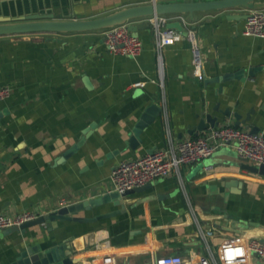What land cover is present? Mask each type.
Wrapping results in <instances>:
<instances>
[{"label":"crops","instance_id":"0c3cea01","mask_svg":"<svg viewBox=\"0 0 264 264\" xmlns=\"http://www.w3.org/2000/svg\"><path fill=\"white\" fill-rule=\"evenodd\" d=\"M1 1L6 5L0 4V13L50 10L79 18L151 0ZM246 12L197 11L192 19L188 13L164 14L167 21L180 20L184 30L162 47L159 61L145 17L132 21L142 42L133 57L107 49L104 29L0 36V86L10 87L0 99V213L43 214L100 196L111 190L110 172L119 160L200 135L203 129L196 126L207 112L217 117L216 125L234 124L232 115L223 114L227 109L248 116L244 124L262 133L264 36L242 34ZM189 27L201 50L202 79L192 73ZM150 104L161 111L131 147V129ZM240 162L232 147L218 148L208 164H182L128 193L124 210L112 216L58 220L51 229L42 223L24 231L0 229V264L25 245L62 242L73 245L70 264H141L174 252L186 261L217 258L225 240L264 237V175ZM117 208L106 202L79 214Z\"/></svg>","mask_w":264,"mask_h":264},{"label":"built area","instance_id":"2783aa9c","mask_svg":"<svg viewBox=\"0 0 264 264\" xmlns=\"http://www.w3.org/2000/svg\"><path fill=\"white\" fill-rule=\"evenodd\" d=\"M152 25L157 59L160 50L173 44L182 36L180 31L165 26L164 15L145 16ZM127 23H119L104 28L103 44L110 51L128 56H136L142 49L140 38L128 29ZM242 34L264 36V9L251 8L244 18ZM187 37L192 53V73L197 79L203 78L201 50L195 32L187 29ZM10 93V87L0 86V99ZM193 138H184L174 145L155 148L144 154L119 160L110 172L111 190L124 192L166 176L182 164H192L211 156L218 148L232 147L238 158H245L249 164H264V137L259 132H251L243 126H235L228 121L207 127ZM41 215L26 209L10 216L0 213V229L19 225ZM256 257V258H255ZM150 264H264V237H252L246 241L228 239L221 243L217 258L214 255L200 256L197 260L186 261L177 253L155 256Z\"/></svg>","mask_w":264,"mask_h":264},{"label":"water","instance_id":"95a60500","mask_svg":"<svg viewBox=\"0 0 264 264\" xmlns=\"http://www.w3.org/2000/svg\"><path fill=\"white\" fill-rule=\"evenodd\" d=\"M46 2L51 3V0H46ZM0 4L5 7L6 2L1 1ZM237 7H243L246 10L251 8L264 9V0H174L166 2H156L155 0H151L147 3L122 6L101 15L79 18L56 17L52 14V12H50V10H48V12L29 10L23 13H11L4 10L3 13H0V36L11 34L82 32L104 29L124 22L128 24V29L133 32L139 27V25L132 23V21L139 17L172 13H188L192 19L193 13L197 11L228 10ZM246 15L247 12L243 15V17L245 18ZM165 26L178 31L184 30L180 20L167 21ZM242 73V70H239L236 72V76L239 77ZM229 76L231 75L228 74L224 77ZM160 111L161 108L156 104H150L145 108L144 112L140 115L131 129V136L129 138V144L131 147L140 142V133L142 129L145 128L151 119L160 113ZM223 114L227 116L232 115L234 117L235 126H244L251 132H259V127L257 125L244 124L245 120L248 119V116L242 119L237 112H230L228 109L223 111ZM217 123V117L212 116L207 112L199 118L196 127L200 130L206 128L207 125L215 126ZM86 131L84 132L85 134L87 133ZM261 134L264 137V130ZM75 147L76 144L70 147V149L63 155L66 156L69 152L73 151ZM240 160L241 162L239 165L241 168H246L251 172L264 175V164L253 165L249 164L245 158ZM202 161L203 163L208 164V157L204 158ZM147 185H149V183L124 192L110 190L94 198L65 204L54 210L45 212L34 219L24 221L19 225H12L5 228L4 232H11L13 230L24 231L26 227L41 223L51 229L52 226L55 227L57 225L58 220L83 223L92 222L100 217L112 216L124 210L122 199L125 195L135 190H140ZM106 202H112L119 208L105 213H99L95 216H84L79 214L82 211L89 210L94 206H98ZM72 251L73 245L70 243L66 244L65 242L49 246L40 244L25 245L6 264H70L72 262Z\"/></svg>","mask_w":264,"mask_h":264},{"label":"rangeland","instance_id":"374dc122","mask_svg":"<svg viewBox=\"0 0 264 264\" xmlns=\"http://www.w3.org/2000/svg\"><path fill=\"white\" fill-rule=\"evenodd\" d=\"M255 258H256V257H255ZM150 260H151V259H150V257H148V258H146V259H145V261H144L143 263H141V264H146V263H149V262H150Z\"/></svg>","mask_w":264,"mask_h":264}]
</instances>
